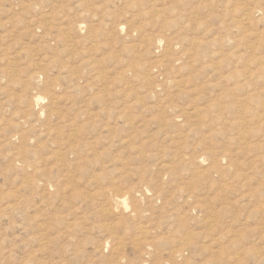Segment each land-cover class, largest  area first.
Instances as JSON below:
<instances>
[{
	"label": "rangeland",
	"instance_id": "374dc122",
	"mask_svg": "<svg viewBox=\"0 0 264 264\" xmlns=\"http://www.w3.org/2000/svg\"><path fill=\"white\" fill-rule=\"evenodd\" d=\"M0 264H264V0H0Z\"/></svg>",
	"mask_w": 264,
	"mask_h": 264
},
{
	"label": "bare ground",
	"instance_id": "6f19581e",
	"mask_svg": "<svg viewBox=\"0 0 264 264\" xmlns=\"http://www.w3.org/2000/svg\"><path fill=\"white\" fill-rule=\"evenodd\" d=\"M207 45H208V44H207ZM257 45H258V44H257ZM250 49H251V48H250ZM250 49H249V50H250ZM209 50H210V49H209ZM245 52H246V51H245ZM251 52H252V51H251ZM251 52H250V53H251ZM261 52H263V51H261ZM211 53H212V52H211ZM253 55H254V54H253ZM262 55H263V54H262ZM209 56H210V55H209ZM245 56H246V55H245ZM247 56H248V55H247ZM250 56H251V55H250ZM250 56H249V57H250ZM258 56H261V53H260ZM206 57H207V56H206ZM251 57H252V56H251ZM255 57H256V56H255ZM259 58H260V57H259ZM261 58L263 59V57H261ZM208 59H209V58H208ZM242 60H243V59H242ZM260 60H261V59H260ZM256 61H257V60H256ZM204 64H205V63H204ZM214 66H215V65H214ZM217 69H218V68H217ZM258 69H259V68H258ZM245 71H246V70H245ZM218 73H219V72H218ZM243 73H244V72H243ZM257 74H258V73H257ZM220 75H221V74H220ZM243 75H244V74H243ZM217 76H218V75H217ZM256 76H257V75H256ZM244 79H245V78H244ZM244 79H243V80H244ZM253 79H254V78H253ZM236 86H237V85H236ZM244 98H245V97H244ZM244 98H242V99H244ZM239 104H240V103H239ZM241 104H242V103H241ZM259 106H260V105H259ZM243 107H244V106H243ZM237 109H238V108H237ZM239 110H240V109H239ZM247 112H248V111H247ZM258 119H259V118H258ZM260 119H261V118H260ZM242 120H243V119H242ZM256 120H257V119H256ZM256 120H255V121H256ZM261 122H263V121H261ZM253 123H254V122H253ZM246 124H247V123H246ZM241 126H242V125H241ZM243 129H244V127H243ZM239 140H240V139H239ZM240 141H241V140H240ZM242 141H243V140H242ZM245 146H246V145H245ZM230 157H231V156H230Z\"/></svg>",
	"mask_w": 264,
	"mask_h": 264
}]
</instances>
